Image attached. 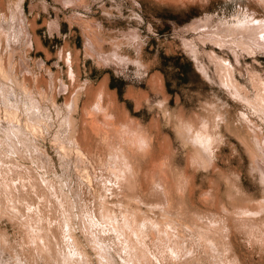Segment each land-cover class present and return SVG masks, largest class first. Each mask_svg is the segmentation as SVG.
Listing matches in <instances>:
<instances>
[{
	"label": "rangeland",
	"instance_id": "374dc122",
	"mask_svg": "<svg viewBox=\"0 0 264 264\" xmlns=\"http://www.w3.org/2000/svg\"><path fill=\"white\" fill-rule=\"evenodd\" d=\"M261 21L264 0H0V264H264Z\"/></svg>",
	"mask_w": 264,
	"mask_h": 264
},
{
	"label": "bare ground",
	"instance_id": "6f19581e",
	"mask_svg": "<svg viewBox=\"0 0 264 264\" xmlns=\"http://www.w3.org/2000/svg\"><path fill=\"white\" fill-rule=\"evenodd\" d=\"M261 20V19H260ZM205 24V23H204ZM204 24H202V22H201V25H198V27H196V28H201V29H203V30H206L207 28L206 27H204ZM241 27V26H240ZM243 28V31H242V33H243V36H247L248 38L246 39V40H242V41H244V43L246 44V46L248 47V48H251V46H253V47H255V44L256 43H258V39H261V38H263V33H264V21H261V22H254V23H252V24H244V26L242 27ZM242 28H239V29H242ZM28 32V31H27ZM26 33V32H25ZM29 34H30V32H29ZM31 35V34H30ZM237 35V34H236ZM31 37V36H30ZM207 37H210L214 42H216V43H218V41H222V39H223V37H220V36H218V34L216 35V34H210L209 33V35L207 36ZM258 38V39H256L255 41L253 40L254 38ZM15 38V37H14ZM33 42V41H32ZM251 42H253V44H251ZM13 43H15V40H14V42ZM223 67L225 68V66H224V64H223ZM226 80H228V79H226ZM232 81H233V79H232ZM231 83V82H230ZM233 83H234V81H233ZM235 85V84H234ZM236 86V85H235ZM79 88V87H78ZM104 88V87H103ZM78 91V90H77ZM77 91H76V93H77ZM101 91V90H100ZM102 93V92H101ZM76 95V94H75ZM78 95H79V92H78ZM101 95V94H100ZM109 95V94H108ZM102 96V95H101ZM100 96V97H101ZM77 96H76V100H77ZM79 99V98H78ZM80 101V100H79ZM99 102V101H98ZM79 103V102H78ZM78 103H76V104H78ZM111 103V102H110ZM113 103V102H112ZM98 104V103H97ZM102 104V103H101ZM101 104H100V106H101ZM109 105V104H108ZM109 107V106H108ZM105 108H107V107H105ZM96 110H97V112L99 111V112H101V113H103V112H106V110L105 109H103V108H101L100 109V107H96ZM85 111H87V109L85 110ZM108 111V110H107ZM11 112H13V111H11ZM93 112H95V111H93ZM14 113V112H13ZM87 112H85V114H86ZM92 112H90V114H91ZM9 114V113H8ZM15 114H16V112H15ZM88 114V113H87ZM105 114V113H104ZM94 115V114H93ZM92 115V121H91V127H92V129H94V130H97L98 128H100V123H99V121L94 117ZM103 115V114H102ZM10 117H11V115H9ZM9 117V118H10ZM13 117V116H12ZM108 117V116H107ZM107 117H104V118H107ZM111 117H112V115H111ZM15 118V117H14ZM109 118V117H108ZM114 118V117H113ZM112 118V119H113ZM110 119V118H109ZM110 121H111V119H110ZM102 122V121H101ZM109 122V121H108ZM134 122V121H133ZM25 123V122H24ZM103 123V122H102ZM26 124V123H25ZM29 124V123H28ZM27 124V125H28ZM110 124H112L111 122H110ZM110 124H109V126H110ZM113 125V124H112ZM123 125V124H122ZM107 126V125H106ZM119 126V125H118ZM117 126V127H118ZM133 126V125H132ZM131 125H130V127H132ZM120 127V126H119ZM129 127V128H130ZM32 128V127H31ZM35 128V127H34ZM106 128V127H105ZM111 128H113V126L111 127ZM124 128V127H123ZM120 129V128H119ZM134 129V128H133ZM105 130V129H104ZM116 130V129H115ZM121 130V129H120ZM127 130V129H126ZM126 130L125 131H123V132H126ZM131 130H132V128L130 129V131H127V132H131ZM111 131V130H110ZM108 132V131H107ZM113 132V131H112ZM112 132H111V134H112ZM118 132H120V131H118ZM117 132V133H118ZM122 132V131H121ZM122 132V133H123ZM137 132V131H136ZM185 132V131H184ZM110 133V132H109ZM187 133V132H186ZM113 134H115V133H113ZM130 134V133H129ZM133 134V133H132ZM134 134H135V132H134ZM188 134V133H187ZM186 134V135H187ZM117 136H118V134H116ZM120 135H122V134H120ZM126 135H128V134H126ZM125 135V136H126ZM141 135V134H140ZM185 135V134H184ZM135 136H137V135H135ZM143 136V135H142ZM142 136L140 137V138H142ZM191 136H192V134L190 135V138L189 139H191ZM124 137V136H123ZM127 137H129V135L127 136ZM148 137V136H147ZM187 138H188V136H186ZM116 138H118V137H116ZM120 138V137H119ZM124 138H126V137H124ZM145 137L143 136V139H144ZM193 138V137H192ZM195 138V137H194ZM128 139V138H127ZM131 139H132V137H131ZM135 139H136V137H135ZM134 139V140H135ZM200 139V138H199ZM72 140V139H71ZM76 140V139H75ZM112 140V139H111ZM116 140V139H115ZM118 140V139H117ZM151 140H153L152 138H151ZM186 140V139H185ZM197 140V139H196ZM263 140V139H262ZM114 141V140H113ZM119 141H120V139H119ZM126 141V140H125ZM129 141L131 142V140L129 139ZM140 141V140H139ZM145 141V140H144ZM192 141H195V140H192ZM198 141V140H197ZM260 141V140H259ZM74 142V141H73ZM116 142V141H115ZM141 142H143V141H141ZM147 142V141H146ZM202 142V141H201ZM206 142V141H205ZM113 143V142H112ZM127 143V142H126ZM137 143V142H136ZM150 143V142H149ZM192 143H195V142H192ZM197 143V142H196ZM195 143V144H196ZM200 143V142H199ZM120 144V143H119ZM133 144V143H132ZM131 144V145H132ZM146 144H148V143H146ZM113 145V144H112ZM127 145V144H126ZM141 145H142V143H141ZM151 145V144H150ZM149 145V146H150ZM205 145H207V143L205 144ZM204 145V147H205V149L207 148L206 146ZM110 146H111V144H110ZM114 146L115 145H113V148H114ZM136 146H137V144H136ZM143 146V145H142ZM147 146V145H146ZM201 146H203V145H201ZM144 147V146H143ZM143 147H141L142 149H144ZM199 147H200V144H199ZM64 148V147H63ZM75 148H77V146L75 147ZM118 147H116V150H118L117 149ZM131 148H133V146H131ZM136 148V147H135ZM141 148H140V150H141ZM148 148V147H147ZM152 148V147H151ZM201 148V147H200ZM145 149H146V147H145ZM202 149H203V147H202ZM201 149V151H203ZM80 150V149H79ZM78 151V150H77ZM145 151H147V150H145ZM148 151H150V148H149V150ZM147 151V152H148ZM204 151H206V150H204ZM203 151V152H204ZM76 152V151H75ZM112 152H114L113 151V149H112ZM121 152V151H120ZM144 152V151H143ZM80 153V152H79ZM118 153V152H117ZM150 153V152H149ZM149 153H147V154H149ZM205 153H207V152H205ZM210 152H208L207 153V156H208V154H209ZM250 153H252V152H250ZM254 153V152H253ZM78 154V153H77ZM114 154V153H113ZM116 154V153H115ZM120 154V153H119ZM121 154H123L122 152H121ZM120 154V155H121ZM125 154V153H124ZM131 154V153H130ZM135 154V153H134ZM145 154V153H144ZM256 154V153H255ZM254 154V155H255ZM120 155H119V157H120ZM132 155H133V153H132ZM211 155V154H210ZM253 155V154H252ZM253 155V156H254ZM257 155H259L260 156V153L258 152V154ZM206 156V155H205ZM258 156V157H259ZM262 156V155H261ZM261 156H260V158H261ZM263 156H264V154H263ZM115 157V156H114ZM122 157V156H121ZM125 157V156H124ZM131 158H134L133 156H131ZM255 158V157H254ZM254 158H253V160H254ZM122 159H123V157H122ZM121 159V160H122ZM195 159V158H194ZM259 159V158H258ZM262 160V159H261ZM255 161V160H254ZM257 162V161H256ZM255 162V163H256ZM264 162V161H263ZM117 163V162H116ZM120 163V162H119ZM123 163V162H122ZM125 163V162H124ZM131 163V162H130ZM155 164V163H154ZM194 164H195V162H194ZM119 165H121V164H119ZM128 165H129V162H128ZM131 165V164H130ZM256 165H257V163H256ZM96 166V165H95ZM117 166V165H116ZM116 166H115V168H116ZM99 167H101V168H99ZM99 167H94V169L95 168H99V169H101V170H104V166H103V169H102V166H99ZM111 168H113V167H111ZM123 168V167H122ZM121 168V169H122ZM155 168V167H154ZM259 168V167H258ZM165 169V168H164ZM98 170V169H97ZM96 170V171H97ZM110 170H112V169H110ZM110 170H109V172H110ZM119 170V169H118ZM162 170H163V168H162ZM263 170V169H262ZM80 171V170H79ZM99 172V171H98ZM117 172V171H116ZM157 172V171H156ZM156 172H155V174H156ZM164 172H165V170H164ZM164 172H161V174L162 173H164ZM261 172V171H260ZM102 173H103V171H102ZM112 173V172H111ZM114 173V172H113ZM148 173V172H147ZM152 173V172H151ZM150 173V174H151ZM104 174H105V172H104ZM118 174V173H117ZM116 174V175H117ZM120 174H121V172H120ZM125 174H127V173H125ZM138 174V173H137ZM100 175V174H99ZM102 175V174H101ZM105 175H107V174H105ZM127 175H129V174H127ZM152 175V174H151ZM158 175V174H157ZM157 175H155V178H156V176ZM160 175V174H159ZM264 175V174H263ZM112 176V175H111ZM113 176H115V175H113ZM131 176V175H130ZM129 176V177H130ZM163 176V175H162ZM166 176V175H165ZM88 177V176H87ZM101 177H103V176H101ZM108 177L110 178V176H109V174H108ZM107 177V178H108ZM138 177V176H137ZM150 177V176H149ZM113 178V177H112ZM112 178H110L111 180H112ZM118 178V177H117ZM135 178V177H134ZM153 178V177H152ZM164 177H162V179H163ZM263 178H264V176H263ZM90 179H91V177H90ZM106 179V178H105ZM114 179H115V177H114ZM114 179L112 180L113 182H114ZM131 179V178H130ZM149 179V178H148ZM165 179V178H164ZM163 179V180H164ZM92 180H93V178H92ZM110 180V181H111ZM125 180H126V178H125ZM153 180V179H152ZM90 181V180H89ZM116 181V180H115ZM118 181H120V180H118ZM129 181H131V180H129ZM135 181H137V180H135ZM134 181V182H135ZM156 181V180H155ZM108 182H109V179H108ZM121 182H125L123 179L121 180ZM120 182V183H121ZM134 182H132V183H134ZM141 182V181H140ZM153 182V181H152ZM157 182V181H156ZM160 182V181H159ZM164 182V181H163ZM97 183V182H96ZM105 183V182H104ZM115 183V182H114ZM117 183V182H116ZM131 183V182H130ZM131 183V185H134V184H132ZM95 184V183H94ZM99 184V183H98ZM97 184V185H98ZM126 184H128V183H126ZM152 184V183H151ZM142 185V184H141ZM187 185V184H186ZM98 186H100V184L98 185ZM117 186H118V183H117ZM184 186V185H183ZM95 187V186H94ZM97 187V186H96ZM136 187V186H135ZM159 187V186H158ZM179 187V186H178ZM181 187V186H180ZM122 188V185H121V187H120V189ZM131 189H133L132 187H130ZM137 188V187H136ZM153 188V187H152ZM164 188V187H163ZM163 188H162V190H163ZM135 189V188H134ZM142 189V188H141ZM156 189V188H155ZM155 189H153L154 191H152V194H153V192L155 193L156 191H155ZM159 189V188H158ZM157 189V190H158ZM161 190V191H162ZM117 191V190H116ZM121 192V191H120ZM150 192V191H149ZM205 192V191H204ZM158 193H159V191H158ZM157 193V194H158ZM140 194V193H139ZM156 194V193H155ZM161 194V193H160ZM163 194V193H162ZM204 194V193H203ZM208 194H209V191H208ZM236 194V193H235ZM151 195V194H150ZM164 195V194H163ZM205 195H207V193L205 194ZM211 195V194H210ZM142 196V195H141ZM149 196V195H148ZM152 196V195H151ZM156 196V195H155ZM158 196V195H157ZM237 196V195H236ZM150 197V196H149ZM161 197H163V196H161ZM166 197V196H165ZM141 198V197H140ZM142 198H143V196H142ZM160 198V197H159ZM171 198V197H170ZM154 199H156V198H154ZM162 199V198H161ZM166 199V201H167V198H165ZM157 200H160V199H157ZM177 201H179V200H177ZM160 202H162V203H164L163 202V200H161ZM180 202V201H179ZM259 202H261V201H259ZM166 203V202H165ZM99 204H101V203H99ZM104 204V203H103ZM121 204V203H120ZM159 204V203H158ZM181 204V203H180ZM261 204H262V202H261ZM102 205V204H101ZM122 205V204H121ZM163 206H164V204H162ZM172 205V204H171ZM182 205V204H181ZM253 205V204H252ZM255 205V204H254ZM161 206V205H160ZM173 206V205H172ZM255 206H257L258 207V205H255ZM261 206H262V209L264 208L263 206H264V203L262 204V205H260V208H261ZM180 207H182V206H180ZM109 208V207H108ZM120 208H122V207H120ZM124 208V207H123ZM159 208V207H158ZM172 208V207H171ZM179 208V207H178ZM259 208V207H258ZM259 208V209H260ZM125 209V208H124ZM126 209H128V208H126ZM161 209V208H160ZM242 209V208H241ZM259 209H257V210H259ZM262 209H260L261 211H264V210H262ZM162 210V209H161ZM165 210V209H164ZM166 210H170V209H166ZM245 210V209H244ZM256 210V211H257ZM107 211V210H106ZM119 211H120V209H119ZM126 210H124V211H120V212H125ZM178 211H181V210H179L178 209ZM255 211V212H256ZM261 211H259V212H261ZM111 212V211H110ZM128 212H130V210L128 211ZM168 212V211H167ZM176 212H177V209H176ZM188 212V211H187ZM194 212H197V211H194ZM237 212V211H236ZM241 212V211H240ZM247 212H250V211H247ZM107 213V212H106ZM105 213V214H106ZM134 213V212H133ZM132 213V214H133ZM198 213V212H197ZM231 213V212H230ZM235 213V212H234ZM168 214V213H167ZM172 214V213H171ZM177 214V213H176ZM175 213H173V215H176ZM181 215H182V213H180ZM187 214V213H186ZM196 214V213H195ZM194 214V215H195ZM236 214V213H235ZM238 214H239V212H238ZM249 214V213H248ZM257 214V213H256ZM260 214L261 213H259L258 215L260 216ZM109 215V214H108ZM108 215H106V216H108ZM112 215H114V214H112ZM126 215V214H125ZM131 215V214H130ZM136 215H137V213H136ZM139 215V214H138ZM141 215V214H140ZM189 215V214H188ZM192 215H193V212H192ZM191 214H190V216H192ZM199 214H197V216H198ZM253 215V214H252ZM179 216V215H178ZM186 216V215H185ZM246 216H248V215H246ZM110 217V216H109ZM129 217V216H128ZM196 217V216H195ZM199 217V216H198ZM264 217V216H263ZM147 218V217H146ZM190 218V217H189ZM199 218H201V216L199 217ZM242 218V219H241ZM241 218H238V217H236V218H234L235 220H238V219H241V220H243V221H241L242 223L244 222V223H247V221H246V219L244 220V218L243 217H241ZM259 218V217H258ZM126 219V218H125ZM193 219H195V218H193ZM250 219V218H249ZM137 220V219H136ZM145 220V219H144ZM187 220V219H186ZM185 220V221H186ZM191 220H192V218H191ZM263 220V219H262ZM196 221H197V218H196ZM190 222V221H189ZM237 222V221H236ZM261 222V221H260ZM192 223V222H191ZM239 223V222H238ZM262 223V222H261ZM196 224V223H195ZM195 224H193V225H195ZM244 225V224H243ZM260 225V224H259ZM260 226H263V225H260ZM260 226H258V227H260ZM202 227H203V225H202ZM171 228V227H170ZM196 228H199V227H196ZM203 228H205V227H203ZM134 229V228H133ZM172 229V228H171ZM260 229H261V227H260ZM164 230V229H163ZM259 230V229H258ZM199 231H200V229H199ZM262 231V230H261ZM204 232V231H203ZM206 232V231H205ZM262 232H264V231H262ZM163 233V232H162ZM197 233V232H196ZM201 233V232H200ZM261 233V232H260ZM259 232H258V235L260 234ZM263 236H264V234H262ZM263 236H260V238L261 237H263ZM263 239H264V237H263ZM262 239V240H263ZM2 250V249H1ZM0 250V251H1ZM3 253V252H2ZM180 255H181V253H180ZM54 256V255H53ZM53 256H52V258H53ZM182 257V256H181ZM54 259H56L57 260V258L56 257H54L53 258V261H54ZM63 259L61 258V261L60 262H65L64 260L62 261ZM188 260V259H187ZM186 260V261H187ZM1 261H2V257H1ZM51 261H52V259H51ZM50 261V262H51ZM180 261H181V258H180ZM4 262V261H3ZM2 262V263H3ZM56 262V261H55ZM55 262H54V264H55ZM183 262V261H182ZM185 262V261H184ZM5 263V262H4ZM59 263V262H58ZM66 263V262H65ZM34 264V263H33ZM50 264V263H49ZM57 264V263H56Z\"/></svg>",
	"mask_w": 264,
	"mask_h": 264
},
{
	"label": "trees",
	"instance_id": "16d2710c",
	"mask_svg": "<svg viewBox=\"0 0 264 264\" xmlns=\"http://www.w3.org/2000/svg\"><path fill=\"white\" fill-rule=\"evenodd\" d=\"M164 59H165L164 65L169 63L170 66L175 70L176 76H178V78L180 80L186 81L187 80V74L189 72H193L196 74V72L193 68L192 62H190V61L182 62L184 60V57H182V56H169V57H164Z\"/></svg>",
	"mask_w": 264,
	"mask_h": 264
}]
</instances>
